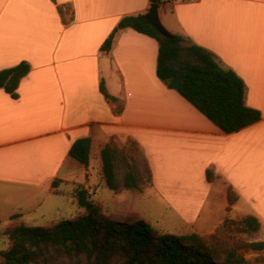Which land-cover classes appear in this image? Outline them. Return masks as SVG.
I'll return each mask as SVG.
<instances>
[{
    "label": "crops",
    "instance_id": "1",
    "mask_svg": "<svg viewBox=\"0 0 264 264\" xmlns=\"http://www.w3.org/2000/svg\"><path fill=\"white\" fill-rule=\"evenodd\" d=\"M150 4L0 0V69L29 64L16 97L0 88L5 227L12 217L24 222V213L51 195L78 205L80 185L90 194L96 188L93 159L102 178L100 149L107 144L145 163V188L192 232L204 235L227 216L251 215L264 240V0H172L158 7L170 33L211 51L243 80L245 103L261 117L231 133L161 82L153 37L122 28L109 50L101 49L123 16L146 13ZM85 137L91 140L87 165L68 156L72 143ZM228 189L236 196L232 203ZM256 254L264 256V249Z\"/></svg>",
    "mask_w": 264,
    "mask_h": 264
},
{
    "label": "trees",
    "instance_id": "2",
    "mask_svg": "<svg viewBox=\"0 0 264 264\" xmlns=\"http://www.w3.org/2000/svg\"><path fill=\"white\" fill-rule=\"evenodd\" d=\"M149 1L161 4L172 0ZM122 28H132L157 41V77L223 132L238 131L260 119V112L245 103L241 77L223 67L211 51L179 34L162 35L144 13L123 16L102 43V50H109L115 32ZM28 71L26 61L0 69V88L16 97L18 84ZM90 150V138H79L70 146L68 156L87 165ZM100 160L101 175L110 189L119 187V164L121 188L139 189L135 165L123 150L106 144L100 149ZM211 176L207 171L208 180ZM76 197L83 209L77 217L49 226H30L22 221L7 225L3 230L7 246L0 250V264H250L239 249H264V240L225 247L215 235L208 239L196 232L175 235L155 228L136 213L107 214L82 185ZM227 198L230 203L236 199L231 189ZM226 223L235 221L225 219ZM258 229L259 222L251 215L235 227L237 232Z\"/></svg>",
    "mask_w": 264,
    "mask_h": 264
},
{
    "label": "rangeland",
    "instance_id": "3",
    "mask_svg": "<svg viewBox=\"0 0 264 264\" xmlns=\"http://www.w3.org/2000/svg\"><path fill=\"white\" fill-rule=\"evenodd\" d=\"M124 151V150H123ZM126 154V152L124 151ZM135 165L136 172L139 176V189L127 190L121 189V176L122 168L120 164L118 166L119 172H117V182L119 189L117 193L114 190L110 189L104 178L100 176L98 171V165L96 159L95 169L91 175V183L96 184V188L93 189L90 194L91 198L100 203L103 207V210L107 214H128L136 213L138 216L142 217L145 221L150 223L155 228L162 230L164 232L182 235L191 231L190 226L182 218L180 213L175 212L173 209H170L165 202H162L161 198L155 193H151L150 190L145 188L149 184V174L145 163L139 161V158L133 160L131 156L127 155ZM100 186H99V185ZM88 186V185H87ZM99 186V187H98ZM98 187V188H97ZM126 200V203L118 204L117 202ZM135 202L133 209L137 210H128L130 207L128 201ZM27 206H23L25 210ZM83 212V209L76 204H72L69 196H63L59 194L51 195L50 197H45L41 204L34 209L24 213V222L30 226H49L54 222H58L65 219H71L77 217ZM6 212L4 210L0 211V250L6 248L7 239L3 235V228L6 225V220L3 217ZM245 216H236V217H225V219L233 220L235 223H222L216 227L213 231L201 235L204 238H210L211 235L216 236V240L220 242L225 247H230L239 242H250L258 241V231L252 232H237L235 230L236 223L241 221ZM15 217L9 220V224L19 220H14ZM8 224V225H9ZM243 256L249 261L250 264H259L264 260L263 255H257V251L250 249H239Z\"/></svg>",
    "mask_w": 264,
    "mask_h": 264
},
{
    "label": "water",
    "instance_id": "4",
    "mask_svg": "<svg viewBox=\"0 0 264 264\" xmlns=\"http://www.w3.org/2000/svg\"><path fill=\"white\" fill-rule=\"evenodd\" d=\"M158 3H151L144 18L162 35L170 36V32L162 25L158 15Z\"/></svg>",
    "mask_w": 264,
    "mask_h": 264
},
{
    "label": "built area",
    "instance_id": "5",
    "mask_svg": "<svg viewBox=\"0 0 264 264\" xmlns=\"http://www.w3.org/2000/svg\"><path fill=\"white\" fill-rule=\"evenodd\" d=\"M189 1H194V0H189Z\"/></svg>",
    "mask_w": 264,
    "mask_h": 264
}]
</instances>
